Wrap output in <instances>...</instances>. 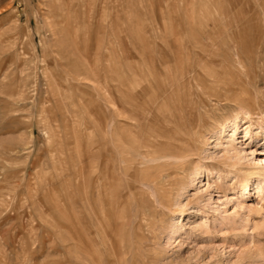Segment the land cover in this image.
I'll list each match as a JSON object with an SVG mask.
<instances>
[{
  "label": "rangeland",
  "instance_id": "obj_1",
  "mask_svg": "<svg viewBox=\"0 0 264 264\" xmlns=\"http://www.w3.org/2000/svg\"><path fill=\"white\" fill-rule=\"evenodd\" d=\"M200 32L199 48L176 50ZM239 104L227 152L218 125ZM248 124L264 131V0H0V264H90L88 251L100 264H264V182L262 199L231 193L264 167ZM168 142L179 160L146 162Z\"/></svg>",
  "mask_w": 264,
  "mask_h": 264
},
{
  "label": "bare ground",
  "instance_id": "obj_2",
  "mask_svg": "<svg viewBox=\"0 0 264 264\" xmlns=\"http://www.w3.org/2000/svg\"><path fill=\"white\" fill-rule=\"evenodd\" d=\"M191 27V26H190ZM160 33H162V32H160ZM176 34V33H175ZM178 34H179V32H178ZM157 35V34H156ZM155 35V36H156ZM181 35V34H180ZM180 35H179V37H180ZM185 35V34H184ZM205 35L206 34H204L203 32H200V33H191L190 34V36H186V37H183V38H174L173 39V43H177V40H179V39H182V41L181 42H179V43H177V47H176V50H185V46L182 44L181 45V43L183 42V40L184 41H188V42H191V43H193L194 45H197L198 46V48H199V43H200V41L202 40V38L203 39H205ZM212 39V38H211ZM212 40H214L213 42H212V44H211V46L209 45V47L208 48H210L209 50V53L207 54L208 56L209 55H212V54H214V55H216L215 53L218 51V48L216 47V45H217V43H216V41L217 40H219V37H218V39L217 38H213ZM225 40V39H224ZM170 40H168L167 42H169ZM254 41V40H253ZM187 43V42H186ZM190 43V44H191ZM147 44V43H146ZM149 44V43H148ZM169 44V43H168ZM189 44V43H188ZM241 43L240 42H238V43H234V42H232L231 44H230V46H228V43H227V48L228 49H230V51L232 52V59H233V61L234 62H236L237 64H239V65H242V62H241V59H240V57L239 56H241V55H239L238 54V52H235L234 51V47H236V48H238L239 49V46H240V48H242L241 46L242 45H240ZM167 45V44H166ZM170 45V44H169ZM194 45H192V46H194ZM149 46V45H148ZM173 46V45H172ZM190 46V45H189ZM170 47V46H169ZM242 50V49H241ZM244 50V49H243ZM145 51H146V49H145ZM214 51V52H213ZM180 52V51H179ZM212 52V53H211ZM148 53L150 54V52L148 51ZM171 52H169V54H170ZM195 53V52H194ZM172 55V54H171ZM198 54H196V55H194L195 56V58H197L198 56H197ZM172 57H174L173 59H175L174 60V68H176V70L174 71V73L175 74H179V76H181L184 72H185V70H187L186 68H183L184 67V65L186 64V62H188V60H189V58L188 57H186V58H183V57H181V56H179V54H177L176 53V55L175 56H172ZM200 57V56H199ZM223 58V57H222ZM209 61V60H208ZM146 62V61H145ZM185 64H184V63ZM191 63V62H190ZM246 63V62H245ZM192 64V63H191ZM148 65V64H147ZM243 68V67H242ZM188 69H191V67L190 66H188ZM236 69V68H235ZM238 70V69H237ZM239 70H241V69H239ZM192 71V70H191ZM164 72V71H163ZM167 72V71H166ZM187 72H188V70H187ZM194 72L196 73V71L194 70ZM245 72V71H244ZM165 73V72H164ZM192 73V72H191ZM197 74V73H196ZM220 74H221V72L218 70V71H212V73H209V75L212 77L211 79H212V81H211V83H212V85H213V87H216V86H224V83L226 82V77H224V75L222 76H220ZM248 75V74H247ZM209 76V77H210ZM182 77V76H181ZM196 77V76H195ZM194 77V78H195ZM247 77V76H246ZM192 80V79H191ZM222 80H224V81H222ZM235 80V79H234ZM248 80V79H247ZM201 81H203V80H201ZM222 81V82H221ZM243 81H244V79H243ZM198 82H199V80H198ZM205 83H206V81H204ZM194 83V82H193ZM248 83V82H247ZM170 84V83H169ZM203 84V83H202ZM198 85H200V82H199V84ZM211 85V86H212ZM239 85V84H238ZM200 86H202V85H200ZM209 86V88H210V85H208ZM226 86V85H225ZM245 86V85H244ZM243 86V87H244ZM224 88V87H223ZM188 89H190V88H188ZM197 89V88H196ZM195 89V91H197ZM214 89V88H213ZM232 89H234V87H228L227 89L226 88H224V91H226L227 90V92H231L232 91ZM237 91L239 90V88H235ZM234 89V90H235ZM248 89V88H247ZM204 90V89H203ZM209 90V89H208ZM233 90V91H234ZM193 91V90H192ZM194 91V92H195ZM206 91V90H205ZM160 92V91H159ZM190 92V91H189ZM212 92V91H211ZM208 93H210V90L208 91ZM217 93V92H216ZM232 93V92H231ZM190 94V93H189ZM198 94V93H197ZM212 94H215V93H213L212 92ZM226 94V93H225ZM216 95H218V94H216ZM220 95V94H219ZM234 95V94H233ZM209 97H210V94H209ZM233 98L237 101H240V103H243L242 102V99H243V96L240 94V93H236V95H234L233 96ZM217 99V98H216ZM223 99V98H222ZM221 99V100H222ZM218 100H220V98L218 99ZM234 101V100H233ZM202 102V101H201ZM200 102V103H201ZM220 102V101H219ZM199 103V104H200ZM206 103V102H205ZM196 104H198V102L196 103ZM196 104H194V105H196ZM180 105H181V103H180ZM202 105V104H201ZM205 106H207L206 104H205ZM192 108H193V106H192ZM200 108V107H199ZM204 108V107H203ZM178 109V108H177ZM198 109V108H197ZM202 109V108H201ZM200 109V110H201ZM148 110L149 109H146L145 108V116H146V113H148ZM204 109H202L201 111H203ZM172 111V110H171ZM199 111V110H198ZM237 112L234 114V116H232L231 118H229L228 116H224V117H222L221 118V120L219 121V130H218V136L215 138V140L217 141V142H219V144H225V146H226V144H227V147L225 148V150L228 152L229 151V149L231 148H234V143H232L231 141L229 142V138H233V140L232 141H237V138H234V135H235V132H236V130H237V128L240 126L239 124H241L240 122H241V118H239V114H244V118H246V109H245V107L243 106V105H238V109L236 110ZM149 112H150V110H149ZM206 112V111H205ZM204 112V113H205ZM179 113V112H178ZM196 113H197V111H196ZM208 113V112H207ZM210 113H211V110H210ZM151 114V113H150ZM158 114V113H157ZM169 114V113H168ZM202 114V113H201ZM200 114V115H201ZM159 115V114H158ZM203 115V114H202ZM201 115V116H202ZM239 115V116H238ZM151 116V115H150ZM160 116V115H159ZM170 116V115H169ZM209 116V115H208ZM249 116V115H248ZM161 117V116H160ZM168 115H166V116H164V118L166 119V120H168ZM208 118V117H207ZM145 119H147V117L145 118ZM144 119V120H145ZM200 120H201V118H199ZM148 120V119H147ZM246 120V119H245ZM149 121V120H148ZM191 121H193V120H191ZM199 121V120H198ZM205 121V120H204ZM243 121V120H242ZM168 122V121H167ZM172 122V121H171ZM184 123H185V121H184ZM147 124V123H146ZM170 124V123H169ZM187 124V123H186ZM194 124V123H193ZM192 124V125H193ZM198 124V123H197ZM247 124V122H245V124L244 125H246ZM145 125V124H144ZM187 125H190V123L189 124H187ZM177 127V126H176ZM230 127V129H229V131H230V134H228L227 133V130H228V128ZM176 129V128H175ZM182 129H184V128H182ZM192 129V128H191ZM193 129H194V127H193ZM196 129V128H195ZM195 129H194V132H195ZM259 131L258 132H252L251 131V129H250V127H249V124L247 125V126H245L244 127V132H243V138H245V141L247 140V139H249L250 137H259L260 135H262L263 137H264V131H261L262 130V126L260 125L258 128H257ZM177 130V129H176ZM175 130V131H176ZM185 130V129H184ZM171 131V130H170ZM169 131V129H167V128H165V132H162V134L160 135V136H162V137H166V139H169L170 140V138L172 139V137H174L173 136V133L172 132H170ZM177 132H179L178 130H177ZM225 132H226V135H225ZM95 133V132H94ZM198 133V132H197ZM99 134V133H98ZM174 134H176V133H174ZM99 135H101V134H99ZM223 135H225V136H223ZM93 136H95V135H93ZM92 136V137H93ZM97 136V135H96ZM183 136V135H182ZM187 136V135H186ZM196 136V135H195ZM223 136V138H224V141L223 142H221V141H218V140H220L221 139V137ZM262 137V138H263ZM231 138V139H232ZM144 139V138H143ZM142 139V140H143ZM141 140V141H142ZM191 140V139H190ZM99 142H100V140H99ZM178 142V141H177ZM103 143V142H102ZM171 143L170 142H168V144H166L167 146H165V150L163 151L164 152V155L163 156H157V157H151V155L152 154H148V153H144V151H143V157L141 158V160L139 161V163H140V165L141 164H144V167H142V170L144 171V174H145V158H146V156H148V155H150L149 157H148V159H147V161L146 162H152V161H157L159 158L161 159V158H165V157H167V159L169 158V159H172L174 162L176 161V160H179L178 159V156H177V154H179V150H177L176 152H178L177 154H175L176 152H174L173 150H176L175 148L171 151V148L169 149V147L171 146L170 145ZM93 145V144H92ZM91 141H88V143H87V145H86V157L87 158H89L91 155H92V153H91V149H93L91 146ZM141 145V147L142 148H145V147H143V146H145V145H147V146H149L150 145V143H148V141H145V145H143V143L142 144H140ZM152 145V144H151ZM182 145H184V144H181V146ZM189 145V144H188ZM175 146H177V145H175ZM157 147L159 148V146L157 145ZM167 147V148H166ZM230 147V148H229ZM154 148V147H153ZM187 148V147H186ZM185 148V149H186ZM161 149H162V147H161ZM163 149H164V147H163ZM162 149V150H163ZM182 149V148H181ZM188 150V149H187ZM162 152V153H163ZM260 152H262V153H264V146H262V147H260ZM141 153V152H140ZM159 153H160V151H159ZM181 153H182V151H181ZM181 153H180V156H179V158L181 157ZM188 153V152H187ZM148 154V155H147ZM93 155H94V153H93ZM264 155V154H263ZM92 157V156H91ZM95 157V156H94ZM93 157V158H94ZM141 157V156H140ZM92 158V159H93ZM182 158H184V157H182ZM86 159V158H85ZM90 159V158H89ZM168 159V160H169ZM185 159V158H184ZM262 160H264V156L261 158ZM82 160V159H81ZM93 161V160H92ZM92 161H90V160H86V162L85 163H83L82 164V167H83V169H87V168H89V167H92V166H94L93 164V162ZM159 161V160H158ZM165 161V160H164ZM163 161V162H164ZM173 161H171V162H173ZM94 162H96V161H94ZM176 165V164H175ZM91 169V168H90ZM89 170V169H88ZM204 170H206L205 168H202V167H197V169L194 171V174L193 175H199V174H201ZM113 171H115V170H113ZM83 172V171H82ZM86 172L88 173V171L86 170ZM87 173H85V174H87ZM189 173V172H188ZM84 174V173H83ZM209 174V173H208ZM229 174V173H228ZM227 174V175H228ZM115 175V174H114ZM87 176V175H86ZM225 176V175H224ZM84 177V176H83ZM83 177H82V179H83ZM90 177V176H89ZM89 177H87V178H89ZM121 177V176H120ZM86 179V177H84V180ZM89 181H90V178H89ZM86 182V181H85ZM141 182V181H140ZM145 182V181H144ZM263 182H264V167H262L261 165H256V167H255V169H252V170H249V171H247V176L245 177V179H243L240 183L241 184H239V186H235V187H232L231 189V193H233L236 189H238L239 190V192H244V193H246V195L245 196H247L248 195V193H249V190H250V188H249V186H255V193H256V195H257V198L258 199H262V192H263V187H262V184H263ZM142 183V182H141ZM140 183V184H141ZM153 183V182H152ZM84 185H85V183H84ZM83 185V186H84ZM182 185V184H181ZM192 185H193V183H192ZM144 186V185H143ZM96 187H98V186H96ZM83 190H84V188H83ZM110 191V190H109ZM116 191V190H115ZM95 193V192H94ZM152 193V192H151ZM84 195V194H83ZM243 196L244 195H239L238 197H239V199H237L236 200V207L238 208V209H242L243 208V205H244V201H245V199L243 198ZM227 197V196H226ZM84 199H85V197H84ZM173 205V204H172ZM72 208V207H71ZM103 211H104V209H103ZM101 213V212H100ZM72 221V220H71ZM179 228H180V226H178V225H173V227L170 229V231L172 232V234H176L178 231H179ZM75 226H74V224L73 223H71V230H70V233H68L69 234V237L72 239V240H76V237H77V235H75ZM68 237V238H69ZM69 238V239H70ZM65 240V239H64ZM65 242V241H64ZM63 242V243H64ZM77 243L79 242V241H76ZM83 242V241H82ZM80 243V242H79ZM84 243V242H83ZM73 245V244H72ZM78 245V244H77ZM84 246H85V244H84ZM86 247V246H85ZM71 248V251H72V247H70ZM73 248H76L75 246L73 247ZM137 248V247H136ZM70 250V249H69ZM130 250V249H129ZM79 252V251H78ZM131 252V251H130ZM88 255H89V259H91L90 261H92L91 263L92 264H100V261H99V258H97V256H98V254H93L92 252H89L88 251ZM73 257V256H72ZM71 257V258H72ZM71 258H68V261H70V259ZM117 260V259H116ZM115 260V261H116ZM119 260V259H118ZM73 261V260H72ZM89 261V260H88ZM102 261V260H101ZM120 261H122V260H120ZM123 262H124V260H123ZM90 263V264H91ZM119 263V262H118ZM120 264H121V262H120Z\"/></svg>",
  "mask_w": 264,
  "mask_h": 264
}]
</instances>
